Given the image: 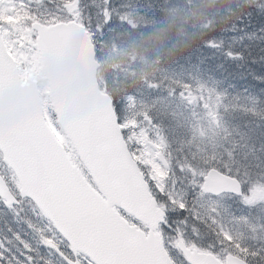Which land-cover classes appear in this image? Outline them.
<instances>
[{
    "label": "trees",
    "instance_id": "trees-1",
    "mask_svg": "<svg viewBox=\"0 0 264 264\" xmlns=\"http://www.w3.org/2000/svg\"><path fill=\"white\" fill-rule=\"evenodd\" d=\"M88 2L83 0L84 4ZM128 2L131 7L123 13L122 21L105 29L101 36H93L102 65V87L114 102L122 103L126 95L139 102L177 150L175 165L200 162L204 169L218 168L239 178L246 194V181L264 179V0ZM34 17L41 22L50 21L36 14ZM209 42L213 46H207ZM202 86L216 88L221 97L224 106L220 125L224 129L216 139L208 141L203 153L193 158L195 150L190 151L186 145L189 120L180 97L185 91H198ZM181 175L184 178L187 174ZM191 192L192 196L201 194L199 188ZM156 196L163 203L161 195ZM230 197L234 208L229 219L250 216L260 225L256 235L261 239L248 240L236 226L232 235L244 247L260 252V256L248 255L247 262L264 264V210L244 208L239 204L240 198ZM187 205V210L168 214L163 227L166 234L174 231L176 221L193 219L194 198L190 197ZM39 220V232L49 233L46 228L51 227L50 223L43 216ZM10 223V231L0 232L8 243L0 250H10L16 258L9 264H23L21 253L26 252L16 246L14 235L31 248L32 264H65L56 252L42 244L37 232L21 217ZM230 223L237 225L231 219ZM191 225L198 227L193 220ZM50 235L59 237L56 233ZM226 247L233 254L244 255L234 242H228Z\"/></svg>",
    "mask_w": 264,
    "mask_h": 264
},
{
    "label": "snow or ice",
    "instance_id": "snow-or-ice-1",
    "mask_svg": "<svg viewBox=\"0 0 264 264\" xmlns=\"http://www.w3.org/2000/svg\"><path fill=\"white\" fill-rule=\"evenodd\" d=\"M129 7L131 4L128 0H89L88 4L80 0L76 10L69 13V20H57L50 27L78 25L91 29L92 36L102 35L105 29L124 19L123 13ZM85 9L90 11L85 13ZM207 46H213V43L209 42ZM8 55L12 56L13 53L9 51ZM123 107L120 102L113 103L111 111L115 113V125L118 127L111 139L105 137V119L101 117L94 129L76 134L72 152L64 150L65 137L57 133L58 147L47 154L38 153L34 164L21 159L16 165L20 192L37 200L42 213L58 226L57 232L63 238L62 243L67 242L65 246L70 249V254H66L52 237H42L44 246L54 247L65 264H81V254L88 264H174L161 246L163 232L160 228L166 208L157 206L155 197L147 192L143 193L144 204L145 207H151V215H145L142 209L130 215L124 208L117 209L114 199L108 195L118 179H125L138 193H142L146 181L140 179L144 175L140 164L151 167L150 180L160 192L164 191V185L158 181L168 175L159 164L145 158L144 151L127 148L123 135L130 128H136L138 121L124 117ZM52 130L55 132L54 126ZM5 139L7 147L16 153V141L4 134L0 135V144ZM128 139L142 142L135 132ZM82 163L88 169L87 174L81 167ZM37 174L45 183L36 180ZM89 177H93L95 183ZM221 187L241 191L235 178L213 168L205 174L201 189L218 192ZM0 196L7 197L9 204L15 201V196L2 187ZM118 199L127 208L134 207V200L126 197ZM169 199L177 203L174 198ZM256 199H264V188L253 189L252 196L245 197L249 203ZM178 206L181 210L188 208L183 200L178 202ZM221 235L229 243L234 242L235 248L244 255L230 254L227 260L221 261L215 254L199 249L195 244L188 245L183 238L178 239L176 244L185 251L192 264H247L248 255L260 256L259 251L244 247L230 232L222 231ZM30 252L29 247L21 253L24 256L23 264H32ZM15 259L10 250H0V264H9Z\"/></svg>",
    "mask_w": 264,
    "mask_h": 264
},
{
    "label": "rangeland",
    "instance_id": "rangeland-1",
    "mask_svg": "<svg viewBox=\"0 0 264 264\" xmlns=\"http://www.w3.org/2000/svg\"><path fill=\"white\" fill-rule=\"evenodd\" d=\"M249 1L254 3L259 2V0ZM79 2V0H71V3L69 0H0V31L3 34L7 48L13 53L22 81L27 82L29 78L37 81L46 120L51 128L54 126L56 135L59 133L65 137V148L68 152L73 151V145L57 121L48 81L43 70L41 56L37 46V32L33 30L32 23L40 21L34 17L35 14L42 18L45 17L46 20H50L44 23H53L56 19L67 21L70 19L69 13L76 10V5ZM89 30L91 32V29ZM180 98L182 105L186 108V114L189 120L188 127L190 136L186 145L190 148V151L195 150L192 156L196 158L195 156L198 153H203L207 149L208 141L216 139L217 136L223 133L224 128L220 125V117L224 104L216 88H206L204 86L200 87L198 91H185ZM122 104L124 105V117L138 121L136 128H130L125 132L130 149L132 151H144L146 154L145 158L152 159L168 172L167 177L158 181V183L164 185V191L160 192L150 180L151 167L140 164L149 182L152 184L154 193L160 194L163 198L162 206L166 208L168 213H179L183 210L179 208L178 202L183 200L187 204L190 197L192 199L194 198V209H192L193 219L190 217L180 222L176 221L173 225L174 231L163 234L165 245L174 259L175 256L177 260L178 257L181 258L176 244L178 237L183 238L188 245L195 244L199 249L216 253L221 260H225L226 254L229 252V249L226 247L228 241L223 239L221 235L222 231H227L232 234L234 226H236L240 233L245 234L248 240L261 239L256 235L260 225L254 223V220L250 216H245L241 219L230 218L233 223H237V225H231L229 216L232 214L234 202L230 196L224 195L214 198L203 193L192 196V190L195 188L201 190V184L203 183L207 169L201 167L200 162H194V164L190 162H177L175 165L174 159L177 155V150L174 149L173 144L164 130L153 122L149 115L140 107L139 102L134 98L126 95L123 97ZM133 132L142 138V142H137L135 139H128ZM161 144L163 147L158 148L157 145ZM77 158L79 159V157ZM207 164H209V161ZM81 167L84 173L87 174L88 171L83 163ZM176 167L179 168V171H176ZM0 171L13 192L20 198V190L17 184L18 180L11 169L5 164L1 152ZM185 173L187 175L184 178H182L183 175L180 177V174ZM245 183L246 194L239 204L243 205L244 208L250 206V209L264 210V199H256L253 203L245 200V197L252 196L253 189L264 188V179L263 181H258L257 179L251 181L250 179V181H246ZM169 197L174 198L177 203H172ZM33 215L40 216V218L43 216L29 200H23L20 206L12 207L6 205L0 199V220L8 222L5 224L0 223V232H3V229L10 231V221L15 220V217H21L22 221L25 220L26 224L30 225L32 230L37 232L36 235L41 242L42 237H45V235L52 237L50 233L53 235L57 233L52 227L46 228V231L49 233L45 235L39 232L41 231L39 224L34 221V219H38ZM192 220L197 223L198 227L191 225ZM3 225H6L7 228ZM9 238L11 239V237ZM5 239V236L0 235L1 247L8 245ZM12 240H14L20 250H27L25 244L15 235L12 237ZM55 241L70 254V249L65 246L66 243H62V239L57 235H55ZM42 244L44 245L43 242ZM211 246L217 248V251L214 252ZM46 248L57 252L54 247ZM80 260L83 264H88L83 254H81ZM179 260L180 263L177 262L178 264L185 263L182 258Z\"/></svg>",
    "mask_w": 264,
    "mask_h": 264
},
{
    "label": "water",
    "instance_id": "water-1",
    "mask_svg": "<svg viewBox=\"0 0 264 264\" xmlns=\"http://www.w3.org/2000/svg\"><path fill=\"white\" fill-rule=\"evenodd\" d=\"M33 29L38 33L37 46L49 83L55 113L67 137L73 144L77 139V133L86 129H94L100 118L104 117L105 137L111 139L118 127L115 125V113L111 111L114 102L111 95L101 89L98 79L101 64L97 60L96 47L86 27L61 25L58 28H52L50 25L35 22ZM8 52L0 32V135L6 134L13 138L18 146L16 153H13L7 147V139H5L4 143L0 144V150L4 155V160L19 179L16 165L21 159L29 164H34L38 153L47 154L58 145L57 136L46 121L37 82L33 79H29L27 83L21 81L17 62L13 56L8 55ZM123 140L126 142L124 135ZM127 148L129 149L128 144ZM64 150L66 151L65 148ZM211 169L213 168H210L207 173ZM217 170L235 178L241 191L236 192L232 188L221 187L218 192H203L213 196L223 194L243 196L241 181L237 177ZM92 179L95 183L93 177ZM140 179L146 181L142 193H138L135 187L125 179H118L114 182L108 195L114 199L117 209L124 208L130 215H135L137 210L142 209L145 215L150 216L151 207H145L143 193L150 192L151 196L154 195L145 175ZM36 180L45 183L39 174H37ZM0 187L14 195L1 173ZM21 195L33 200L41 209L37 200L29 195L22 193ZM1 197L7 201V197ZM120 197L134 200V207L132 209L125 207L123 203L119 202L118 198ZM155 203L159 206L156 197ZM9 205H19V201L15 197V201ZM166 217L167 213L163 223H165ZM54 225L56 228L58 227L55 223ZM161 246L166 250L163 238ZM180 249L187 258L185 251ZM187 260L192 264L188 258Z\"/></svg>",
    "mask_w": 264,
    "mask_h": 264
},
{
    "label": "bare ground",
    "instance_id": "bare-ground-1",
    "mask_svg": "<svg viewBox=\"0 0 264 264\" xmlns=\"http://www.w3.org/2000/svg\"><path fill=\"white\" fill-rule=\"evenodd\" d=\"M210 63V62H209ZM197 68V67H196Z\"/></svg>",
    "mask_w": 264,
    "mask_h": 264
}]
</instances>
